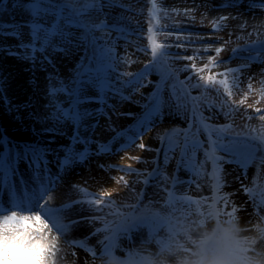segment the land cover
I'll return each mask as SVG.
<instances>
[{
    "label": "rangeland",
    "instance_id": "obj_1",
    "mask_svg": "<svg viewBox=\"0 0 264 264\" xmlns=\"http://www.w3.org/2000/svg\"><path fill=\"white\" fill-rule=\"evenodd\" d=\"M3 1L0 0V13L7 12L8 16L5 19L16 20L19 14H14V5L19 3V0H6L2 5ZM10 2L13 6L6 7ZM127 2H131L133 11L124 13L127 17L125 22L137 33V36L133 37L131 45H125L123 41L119 42L116 51L123 56L127 47L132 53L128 59L138 57L137 63H133L130 68L121 65V70L139 73L151 59L150 54L134 51L137 46L141 48L148 46L146 29L150 25L147 22V12L150 10L151 0H126ZM248 2L249 0H243L238 6L221 7L224 0H164V4L171 10V18L162 19L159 26L152 21V26L155 28L158 42L162 43L175 44L177 43L175 34H190L194 47L189 46L188 52L183 48L175 47L168 51L189 55L196 47L224 46L225 51L221 53V58L229 61L231 57L228 66L237 67L244 61L235 58L233 49H240L236 55L246 57L249 53L243 50L245 45L264 42V13L250 10ZM142 9L144 14H139ZM187 9H195V11L186 16L183 13ZM177 11L179 15L176 14ZM189 16L194 19H190ZM222 16L230 17L224 22L226 27L213 32L212 21ZM245 22L248 26L241 31L239 25ZM165 24L166 30L174 35L166 36L160 30ZM177 24L179 29L174 27ZM141 36L143 39L139 38ZM237 37L243 38L238 40ZM7 43H15V41L9 40ZM211 54L213 53L206 54L204 61H197L198 65L206 62L207 55ZM82 55L81 50L70 60L58 62L57 71L60 76L67 79ZM186 63L189 62L176 61L174 57L166 58L161 65V71L154 70L147 77L146 87L136 92L125 90L124 94L131 96V102L128 100L120 102L117 99L110 101L115 105V111L109 109L111 119L101 117L100 127L95 131L96 139L100 142H109L117 132L124 133V136L112 144L113 149L118 148L121 143L126 142V136L132 134L130 130L136 127L137 121L145 111L144 106L150 102L151 93L156 91V85H159L168 106L165 108L164 117L156 121L152 129L143 137V142L151 150L141 151L133 148L127 152L93 156L86 164L74 166L62 174L58 182L51 183L53 188L48 189L49 193L40 207L61 206L70 201L75 204L69 214L62 217L55 225L46 219L45 221L53 233L68 241L73 249L72 255L75 261L79 259L76 264H120L119 261L128 254L142 259L143 264H180L181 260L192 257L197 242L202 237L209 233H215L217 236L227 235L228 230H234L236 234V240L233 242L234 252L257 259L264 258V205L254 206L242 191V187L245 186L256 187L259 193L264 188V174L257 185H253L252 172L255 168L259 171L264 169L259 168L257 164L248 167L245 175L237 164L221 161L219 164L222 168L224 186L218 191L213 186L215 181L212 179V161L204 155L205 151H212L209 130L232 124V129L224 135L222 141H219L225 144L235 138L237 133L243 135L251 133L255 136L261 130L264 124L258 118L251 121L245 119V114L250 113L258 117L254 107L264 108V100L255 104L259 99V81L264 79L262 76L264 64L254 62L251 63L250 68L245 69L241 76L243 91H246L249 79L252 80L254 91L239 112L226 117L223 114L226 109H221L219 98H216L214 93L202 96L199 90L189 88L191 96L201 97L199 102L192 101L190 97H186L174 77L162 79V72L165 69L173 72ZM49 71L39 66L33 68L26 59H18L16 56L0 52V105L4 107L2 119L7 120L11 126L10 129L7 128V124L0 120V151L7 152L10 146L13 150L16 146L25 150L38 147L47 150L45 142L50 139L47 134L57 131V128L49 126L50 123H57L56 113L51 112L47 94L50 87ZM186 75L187 73L184 72H175V76H178L180 81H183ZM174 82L177 83L175 97L170 95L171 85ZM184 87L187 88V85ZM241 98L242 93L233 97L237 102ZM209 104H215V107L209 108ZM56 106L60 107V104ZM46 112L50 114L45 115ZM167 123L172 125L170 129L157 134L156 130L160 128L159 126ZM205 124L210 128L205 129ZM58 125L63 127V131H57V142L67 143L65 137L72 129L64 120H59ZM13 130L17 133L14 134ZM9 133H13L11 135L19 141L10 139ZM153 134L158 136L157 142L148 140V136H154ZM185 134H188L189 142L198 140L203 144V148L196 151L198 166L202 163L203 168L200 169L201 175L195 180L183 169L178 170L179 150L170 153L167 161L164 159L168 140H178L183 144ZM217 135L218 133L212 131L211 139L215 140ZM215 154L224 155L219 150ZM129 157L141 158L142 162L138 163L137 159ZM227 159L228 157L225 156V160ZM222 164L235 169L236 177L239 178L238 185L234 184L236 192L227 188ZM101 165L105 166L104 169L100 167ZM20 167L21 171H24L23 164ZM109 167L124 171H108ZM153 172L159 175L153 177L151 175ZM177 178L184 183L176 182ZM190 180L192 183H187ZM61 191H66V194L61 196L59 194ZM225 193L229 194V197H226ZM38 216L40 217V214ZM69 221L72 223L71 229L65 227ZM133 222L138 223V226ZM150 224L155 229L153 234L151 231L138 232L142 225ZM126 225H132L136 229L135 239L132 238L131 241L126 240L124 236ZM107 246L110 247L108 250L115 254V258H118L117 261H113L108 256L109 252H104ZM51 264H54V261H51Z\"/></svg>",
    "mask_w": 264,
    "mask_h": 264
},
{
    "label": "snow or ice",
    "instance_id": "obj_2",
    "mask_svg": "<svg viewBox=\"0 0 264 264\" xmlns=\"http://www.w3.org/2000/svg\"><path fill=\"white\" fill-rule=\"evenodd\" d=\"M242 2L243 0H224L221 7H234ZM10 6H13L11 2L6 5V7ZM248 8L264 13V0H249ZM132 11L131 2L126 3V0H19V3L14 5V14H19L16 20L5 19L8 16L7 12L0 13V52L16 56L18 59H26L33 68L39 66L46 71L51 69L47 94L51 112L56 113L57 123H50L49 126L57 128V131H63L58 121L64 120L65 124L72 129L71 133L65 137L67 143L57 142V131L48 133L50 139L45 142L47 150H42L41 147L25 150L20 149L19 146L13 150L10 146L7 152L0 151V217H4L0 223L10 228H21L26 218L17 217L12 213H26L29 214V219H35L31 214L38 212L40 217L55 225L62 217L69 214L75 204L70 201L61 206L45 205L41 208L40 205L49 193V184L58 182L62 174L74 166L86 164L93 156L127 152L133 148L141 151L151 150L143 142V137L152 129L156 121L164 117L165 108L168 106L159 85H156V91L151 93L150 102L144 106L145 111L137 121L136 127L130 130L132 134L127 135L126 142L121 143L118 148L113 149L112 144L124 136V133L117 132L109 142H100L96 139L95 131L100 127L101 117L111 119L109 109L114 112L115 105L110 101L117 99L120 102L124 100L131 102V96H126L125 90L136 92L146 87L147 77L154 70L161 71V65L168 57H174L176 61L189 62L173 72L165 69L162 72V79L174 77L186 97H190L192 101L199 102L201 97L191 96L189 88L199 90L202 96L214 93L215 97L219 98L221 109H226L223 113L226 117L233 116L239 112L241 106L246 104L254 88L252 80L249 79L246 91H243L241 76L246 68L251 67V63L264 64V42L245 45L243 50L249 53L246 57L236 55L240 49H233L235 58L244 61L237 67L228 66L231 57L229 61L221 58V53L225 51L224 46L196 47L189 55L168 51L175 47L183 48L185 52H188L193 42L190 34L183 33L175 34L177 41L175 44L158 42L152 21L159 26L162 19L171 18V10L164 4V0H151L150 10L147 12V22L150 25L146 29L148 46L143 48L137 46L134 49L135 52L150 54L151 59L139 73L122 71L121 65L130 68L133 63L138 62V57L128 59L132 53L127 47L123 56L116 51L119 42L123 41L125 45H131L133 37L137 36V33L125 22L127 17L124 13ZM192 11L195 9H187L183 14L188 16ZM139 14H144V10L142 9ZM176 14L180 13L177 11ZM189 18L194 19L191 16ZM228 19H230L229 16H222L218 20H213V32L226 27L224 22ZM247 26L246 22L239 25L241 31H244ZM174 27L179 29L178 24ZM166 29L165 24L160 30L166 36L174 35ZM139 38L143 39L142 36ZM200 38L203 39V37ZM242 38L237 37L238 40ZM9 40L15 43H7ZM81 50L83 55L74 65L73 72L67 79L61 77L57 71L58 62L70 60ZM210 52L213 54L207 55L206 62L198 65L197 61H204L205 55ZM177 71L187 73L183 81L175 76ZM262 76H264V70H262ZM259 84V99L255 101V104L264 100V79H261ZM185 85L187 88L184 87ZM171 88L170 95L177 96V83H172ZM238 93H242V98L237 102L233 97ZM58 103L60 107L56 106ZM208 107L214 108L215 104H209ZM254 111L258 117L247 113L245 119L251 121L258 118L264 122V108L254 107ZM49 114L50 112L45 113V115ZM204 128L209 129L210 126L205 124ZM231 129L232 124H227L219 129L209 130L212 151L204 153L205 157L212 161V179L215 181L213 186L218 191L224 186L221 176L222 168L219 164L221 161L237 164L245 175L248 167L257 164L259 168L264 169V125L255 136L251 133L248 135L237 133L236 137L230 139L228 143L219 142ZM212 131L218 133L215 140L211 139ZM201 148H203L202 142L198 140L189 142L188 134H185L183 144L178 140H168L164 159L167 161L170 153L179 150L178 170L183 169L195 180L201 175L200 169L203 168L202 163L198 166L196 159V151ZM217 150L224 155H216ZM225 156L228 157L227 160ZM129 158L137 159L138 163L142 162L141 158ZM22 164L24 171H21ZM100 167L104 169L105 166ZM108 171L124 170L109 167ZM151 175L156 177L159 174L153 172ZM176 182L184 183L178 178ZM257 183L258 180L254 177L252 184L257 185ZM29 184L32 185L31 188ZM242 191L254 206L264 205V188L257 193L256 187L245 186L242 187ZM224 195L229 197L227 193ZM65 227L71 229L72 223L69 221ZM32 230L38 236L41 235L37 227H33Z\"/></svg>",
    "mask_w": 264,
    "mask_h": 264
},
{
    "label": "clouds",
    "instance_id": "obj_3",
    "mask_svg": "<svg viewBox=\"0 0 264 264\" xmlns=\"http://www.w3.org/2000/svg\"><path fill=\"white\" fill-rule=\"evenodd\" d=\"M131 166V165H129ZM17 217H25V224L21 228H10L0 223V264H46V252H51L54 243L48 239L50 233L37 235L32 228L39 214H31L35 219H29V214L12 213ZM4 217H0L3 221ZM40 232V230H38ZM236 240L234 230H228L227 235L217 236L209 233L197 242L196 250L191 258H185L180 264H264V258L257 259L233 251ZM51 256L47 257V264H51Z\"/></svg>",
    "mask_w": 264,
    "mask_h": 264
},
{
    "label": "bare ground",
    "instance_id": "obj_4",
    "mask_svg": "<svg viewBox=\"0 0 264 264\" xmlns=\"http://www.w3.org/2000/svg\"><path fill=\"white\" fill-rule=\"evenodd\" d=\"M26 86V85H25ZM22 88V85L21 87ZM4 110V107L2 105H0V120L1 122H5L7 124V128L10 129V124H8L7 120H3L2 119V112ZM264 124V122H262ZM172 125L171 124H162L160 125L156 131L158 132L157 134L167 131L170 129ZM12 131V130H10ZM14 131V130H13ZM16 131H14L15 134ZM17 133V132H16ZM10 135H8V137L10 139H12L13 141H19L18 139L14 138L11 134L13 133H9ZM154 135V134H153ZM158 136L154 135V136H148V140L152 141V142H157L158 141ZM174 166V164H173ZM222 167L224 168V173H223V177H224V182H226V186L228 189L232 190V192H236L235 188H234V184L238 185V177L237 173L235 172V169L228 167L226 164H222ZM258 169L256 170V168L254 169V171L252 172V175H254V177L257 178V180H260L264 174V170L259 171V175L258 174ZM254 178H252L253 180ZM61 196L66 194V191L59 193ZM68 195V193H67ZM36 214V213H33ZM38 219L41 220L43 222V225H46V227H42L41 223H36L35 227H37L38 230H40V234L42 233H50V235L48 236V239L52 240L54 243V247H52L51 252H46L45 253V257H46V261H47V257L51 256V261H54V264L57 262H60L61 264H76L77 261H75L74 259V255H72L73 249L72 247L68 244V241L64 238V237H60L58 235H56L55 233H53L49 227L47 226V223L45 221V219L41 218L38 216ZM256 246H259V244H256ZM256 250V249H255ZM259 250V249H257ZM81 256V255H80ZM79 262V261H78ZM47 264V262H46Z\"/></svg>",
    "mask_w": 264,
    "mask_h": 264
}]
</instances>
